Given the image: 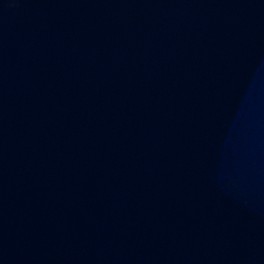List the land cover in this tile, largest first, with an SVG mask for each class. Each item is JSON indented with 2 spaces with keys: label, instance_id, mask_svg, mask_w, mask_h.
Returning <instances> with one entry per match:
<instances>
[{
  "label": "water",
  "instance_id": "obj_1",
  "mask_svg": "<svg viewBox=\"0 0 264 264\" xmlns=\"http://www.w3.org/2000/svg\"><path fill=\"white\" fill-rule=\"evenodd\" d=\"M0 264H264V0H0Z\"/></svg>",
  "mask_w": 264,
  "mask_h": 264
}]
</instances>
